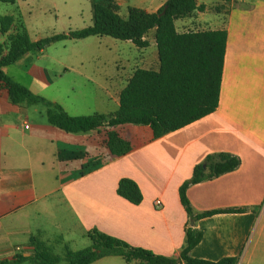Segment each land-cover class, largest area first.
Listing matches in <instances>:
<instances>
[{"label": "crops", "instance_id": "crops-1", "mask_svg": "<svg viewBox=\"0 0 264 264\" xmlns=\"http://www.w3.org/2000/svg\"><path fill=\"white\" fill-rule=\"evenodd\" d=\"M88 1L92 12L95 4H103ZM167 1L106 0L103 5L155 13ZM197 5L204 10L175 25L178 32L195 25L227 32L219 106L161 138L149 126L135 124L69 133L48 122L45 104L15 105L0 85V260L36 254L48 264H67L71 254L91 245L88 233L94 229L179 258L186 230L194 228L203 238L193 258L216 262L235 257L238 264H264V0H198ZM145 39L149 47L144 49L125 41L144 51L126 61L122 55L106 61L103 53H74L51 62L45 48L3 71L71 116L109 115L119 109L121 92L137 69H159L154 31ZM111 132L130 145L127 154H112ZM215 153L236 156L241 164L189 187L195 214L223 211L192 222L179 189ZM123 178L139 186V205L117 194ZM232 209L243 211L227 212ZM117 258L93 264H121Z\"/></svg>", "mask_w": 264, "mask_h": 264}, {"label": "trees", "instance_id": "trees-1", "mask_svg": "<svg viewBox=\"0 0 264 264\" xmlns=\"http://www.w3.org/2000/svg\"><path fill=\"white\" fill-rule=\"evenodd\" d=\"M198 0H168L155 13L128 7V17L119 14V7L112 2L93 6V25L78 31H69L32 42L25 31L16 29L15 18H0V32L7 41L0 44V85L8 91L9 100L15 105L43 103L47 106L48 122L69 133H85L102 126L135 124L149 126L155 138L182 129L216 111L223 76L227 45L225 30L178 32L175 22L191 17L203 6ZM230 2L231 0H225ZM15 4L16 0H0ZM154 31L159 69H137L120 95V107L113 114L71 116L61 105L42 96L34 95L26 86L17 83L3 71L15 64L25 54L41 51L65 40H83L94 36H109L120 41H130L139 49L149 47L146 36ZM108 148L113 155L122 156L130 145L116 133H109ZM241 161L228 153L207 156L194 168L192 177L179 189L180 201L190 221L212 216L223 211L195 214L187 196L190 186L222 176L239 168ZM117 194L134 205L143 196L137 183L123 178L118 183ZM232 209L227 212H240ZM91 245L70 255L67 264H93L105 257H120L126 264H238L235 257L219 261L196 259L192 250L201 242L203 233L194 228L186 230L185 246L179 258L155 254L150 250L131 246L125 241L102 233L89 231ZM0 264H48L36 254H16Z\"/></svg>", "mask_w": 264, "mask_h": 264}, {"label": "rangeland", "instance_id": "rangeland-1", "mask_svg": "<svg viewBox=\"0 0 264 264\" xmlns=\"http://www.w3.org/2000/svg\"><path fill=\"white\" fill-rule=\"evenodd\" d=\"M100 3L106 4L107 2L102 0ZM119 14L126 19L128 8H123ZM5 16L15 18V27L11 33L16 29L25 31L32 42L69 31L82 30L93 25V12L88 0H35L28 5L0 2V18ZM205 30L204 26L195 25L187 32ZM6 41L7 36L0 32V44ZM149 51H153V48H150ZM46 52L49 57L53 58L52 62L54 59L59 60L61 57H69L74 53H103L106 61L108 59L113 61L116 55H122L126 61L138 58L144 51L131 49L125 41L106 36L102 40L93 38L88 41H61L48 46ZM39 55L38 51L32 52L34 58ZM46 63L47 61L42 65H46ZM91 69L90 66L89 70ZM103 69L105 67L101 66L100 74L104 73ZM11 70H15V67H12ZM117 259L121 264H126L122 258L118 257Z\"/></svg>", "mask_w": 264, "mask_h": 264}, {"label": "built area", "instance_id": "built-area-1", "mask_svg": "<svg viewBox=\"0 0 264 264\" xmlns=\"http://www.w3.org/2000/svg\"><path fill=\"white\" fill-rule=\"evenodd\" d=\"M27 127H28V126H27ZM155 204H156L157 206H160V205H161V202L157 200V201L155 202Z\"/></svg>", "mask_w": 264, "mask_h": 264}]
</instances>
